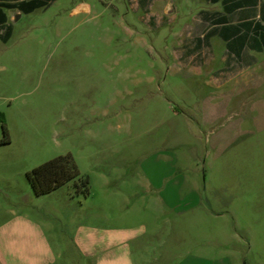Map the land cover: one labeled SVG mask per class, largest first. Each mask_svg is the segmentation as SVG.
Segmentation results:
<instances>
[{"label": "rangeland", "instance_id": "rangeland-1", "mask_svg": "<svg viewBox=\"0 0 264 264\" xmlns=\"http://www.w3.org/2000/svg\"><path fill=\"white\" fill-rule=\"evenodd\" d=\"M183 7L162 26L135 0H55L0 27V223L147 225L164 264H264V68L216 84L182 58ZM68 154L89 194L35 196L26 174Z\"/></svg>", "mask_w": 264, "mask_h": 264}, {"label": "crops", "instance_id": "crops-1", "mask_svg": "<svg viewBox=\"0 0 264 264\" xmlns=\"http://www.w3.org/2000/svg\"><path fill=\"white\" fill-rule=\"evenodd\" d=\"M53 1L0 0V27L10 28L12 21L47 9ZM135 1L150 22L162 26L168 19L180 18L185 4L192 7V19L176 34L182 43V58L208 68L216 84L228 83L236 76L245 80L252 70L264 68V0ZM79 10L90 11L91 6L82 4ZM11 34L8 30L0 41L7 43ZM217 58L221 67L210 69ZM9 213L10 219L0 223V264H164L174 257L171 250L145 241L147 225H142V235L134 238L130 229L117 228L110 220L108 226L80 223L59 235L49 223L24 213Z\"/></svg>", "mask_w": 264, "mask_h": 264}, {"label": "trees", "instance_id": "trees-1", "mask_svg": "<svg viewBox=\"0 0 264 264\" xmlns=\"http://www.w3.org/2000/svg\"><path fill=\"white\" fill-rule=\"evenodd\" d=\"M2 144L9 143L5 130ZM27 181L35 196L50 194L74 181L78 192L89 194L88 177L80 176L77 165L70 154L50 160L26 174Z\"/></svg>", "mask_w": 264, "mask_h": 264}]
</instances>
